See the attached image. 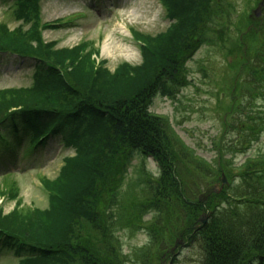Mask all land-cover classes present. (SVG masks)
Instances as JSON below:
<instances>
[{
    "label": "trees",
    "instance_id": "obj_1",
    "mask_svg": "<svg viewBox=\"0 0 264 264\" xmlns=\"http://www.w3.org/2000/svg\"><path fill=\"white\" fill-rule=\"evenodd\" d=\"M18 1L17 15L33 17L35 25L9 29L0 22V51L33 54L45 62L37 65L33 85L0 89V122L7 119L20 132L22 118L24 137L33 150L57 132L75 148L58 175L41 176L49 193L47 207H25L18 199L9 212L0 208V237L17 246L19 264H103L102 252L91 239L78 237L76 229L82 219L101 228L98 205L117 189L120 169L134 149L143 157L152 155L160 169L153 176L143 166L145 192L135 189L130 197L139 201L134 203V224L141 214L143 227L151 232L152 259L170 257L172 245L184 239L198 248L200 264H264V152L236 166L219 155L212 167V160L197 154L164 114L149 109L158 92L177 99V91L190 81L187 60L204 45L223 42L231 36V26L249 15L240 10V2L227 0L222 6L221 0H161L170 24L155 34L133 29L141 42L142 61H121L111 69L93 55L97 49L87 41L54 48L56 42L46 41L38 29L49 25L39 18L40 0ZM232 10L241 17L227 25L234 21ZM261 23L264 15L249 17L234 35L243 59L227 62L231 71L223 95L229 101L220 104L227 115L232 116L231 108L239 102L241 86L250 90L253 82L264 80V40L255 47L261 52L256 63L246 54L257 25L264 30ZM244 73L252 74L247 83ZM251 117L257 124L247 123L249 130L259 137L264 112ZM223 173L228 183L212 190ZM11 179L5 180L6 188ZM206 189L207 199L199 200ZM204 210H209V218L197 225Z\"/></svg>",
    "mask_w": 264,
    "mask_h": 264
},
{
    "label": "rangeland",
    "instance_id": "obj_2",
    "mask_svg": "<svg viewBox=\"0 0 264 264\" xmlns=\"http://www.w3.org/2000/svg\"><path fill=\"white\" fill-rule=\"evenodd\" d=\"M226 1L221 0L222 6ZM238 1L241 11L251 13L257 0ZM39 2V18L43 23H51L49 26L38 25L44 39L54 40L56 49L71 48L80 41H87L91 47L97 49L93 55L98 60L104 59V64L111 69L121 61L135 64L142 61L140 44L132 36L131 29L155 34L169 24L160 0ZM18 5L16 0H0V22H6L9 29L19 25L34 26L36 20L33 17L25 19L23 15H17ZM80 12L84 14L81 15ZM76 14L80 15L77 17ZM250 15H244L240 25H232L231 36L227 35L223 42H215V37L210 36V41L215 43L204 46L193 55L188 62L191 69L188 78L191 83L177 91V99L158 92L154 94L149 106L151 111L164 114L197 154L209 159V162L212 160V167H215V159L219 155L228 158L236 166L247 157L258 156L264 152V125L260 128L258 137L249 130L250 125L247 124L256 125V119L251 115L264 112V80L253 82L254 86L250 90L241 86L239 102L230 111L232 116L225 114V108L220 107L225 102L223 88L226 87L224 84L229 80L231 71L227 62L243 59L238 38L234 35L240 32L242 25L244 27L247 24ZM231 17L234 21L227 19V25L235 23L241 15L232 10ZM261 27L264 28L262 23ZM258 28L259 25L254 33L253 43L250 44L251 50L246 52L248 61L252 63H256L261 54L255 47H261L264 40V30ZM248 61L245 65L249 64ZM34 63L32 59L7 52L0 54V88L30 84L33 81ZM250 77L252 74L245 73L244 83ZM224 122H232L233 126H226ZM10 124L6 120L0 128L10 137L8 141H13L15 134ZM24 126L21 123L20 135L25 136L27 134ZM2 142L0 140V208L3 212H9L18 199L25 207H47L49 193L40 181L41 176L52 178L58 175L66 156L73 154L74 148L64 145L60 133L50 136L46 146L36 150L32 149L26 139L20 145H12V152L9 144L3 139ZM143 166L153 176L160 174L159 166L153 159L143 157L140 150L134 149L120 169L123 172L114 184L117 189L106 193L98 205L101 228L97 229L99 227H94L87 219H82L77 226L78 237L91 239L92 246L102 252L103 264L160 262L151 258L155 248L152 249V242L149 243V228L143 227V215L140 214L141 221L138 225L134 224L137 222L134 220L136 217H133L134 203L139 201L130 197L135 189L140 193L145 192ZM11 177L14 180L6 188L5 180H12ZM149 216L146 214L145 220H149ZM15 250L10 243L0 240V264H19L20 256ZM178 251L175 253L174 264H200L197 262L199 253L195 245H186ZM155 254L156 252L153 255Z\"/></svg>",
    "mask_w": 264,
    "mask_h": 264
},
{
    "label": "water",
    "instance_id": "obj_3",
    "mask_svg": "<svg viewBox=\"0 0 264 264\" xmlns=\"http://www.w3.org/2000/svg\"><path fill=\"white\" fill-rule=\"evenodd\" d=\"M256 12H258V10H256ZM223 180H224V181L226 180L225 176L223 177Z\"/></svg>",
    "mask_w": 264,
    "mask_h": 264
}]
</instances>
